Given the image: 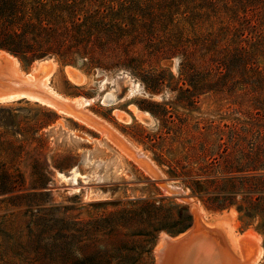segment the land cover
Returning a JSON list of instances; mask_svg holds the SVG:
<instances>
[{
    "label": "rangeland",
    "instance_id": "obj_1",
    "mask_svg": "<svg viewBox=\"0 0 264 264\" xmlns=\"http://www.w3.org/2000/svg\"><path fill=\"white\" fill-rule=\"evenodd\" d=\"M26 1L45 8L0 16V29L25 31L30 49L49 53L22 59L3 51L0 105L16 110L2 115L0 133L8 140L16 132L21 192H46L38 205L51 206L66 222L38 249L28 235L24 201H0V264H157L161 240L187 232L196 210L220 233L232 264H264V53L224 68L199 44L207 35L202 28L182 66V57L167 58L164 43L95 16L94 9L104 16L114 7V20L127 22V0ZM141 1L150 8L169 3ZM260 16L243 31L249 43L264 30ZM177 22L172 32L159 26V34L182 27L196 41L190 24L181 16ZM231 37L239 40L221 33V48L233 49ZM46 60L56 64L49 73L38 70ZM65 67L82 83H72ZM101 78L108 80L103 86ZM109 91L114 100L105 105L102 95ZM137 111L151 122L140 121ZM8 153L1 151L0 161ZM142 154L160 177L137 157ZM36 165L46 181L40 188L33 186ZM165 184L184 195L167 193ZM59 229L62 238L54 235Z\"/></svg>",
    "mask_w": 264,
    "mask_h": 264
},
{
    "label": "trees",
    "instance_id": "obj_2",
    "mask_svg": "<svg viewBox=\"0 0 264 264\" xmlns=\"http://www.w3.org/2000/svg\"><path fill=\"white\" fill-rule=\"evenodd\" d=\"M127 1H129L128 6L122 7V9L127 10L126 17H124L127 22L123 21V18L122 20H114L115 16H117V11L113 10L114 7H110V14L108 13L104 16L99 13V9H94L93 11L97 14L95 15L97 18L107 19L106 24L109 26H118L120 29L125 28L126 31L142 34L146 36L149 42L157 40L164 43L168 51L167 58L174 56L182 57V66H185V63L187 64L193 53L190 46H196V42H199L200 37L195 36L196 31L202 28L207 31V35L199 44L210 52V60L217 61L224 68H226L227 64L229 65L239 60L256 59L264 53V30L259 31L255 40L250 43L243 32L247 28L255 27L263 20L261 16L259 19L258 15L259 13H264V0H160L163 2L169 1V3L155 8L149 7L152 5L143 7L141 0ZM44 6V4H32L26 0H2L0 4V16L18 17L21 13L24 15L33 13L36 10H44ZM146 16H148V21L146 20ZM177 16H181L184 21L190 24L191 29L189 32L193 33L196 41H190L184 35L182 27L177 28V32L170 34L168 37L163 38L159 34L160 30L157 29L159 26H163L165 30L172 32L173 27H177L179 24L178 22L174 23V17ZM163 32L165 31L163 30ZM223 32H229L231 35L239 38L236 41L231 37L232 42L236 43L232 50H229L226 46L221 48L220 35ZM27 36L28 34L25 31L17 32L0 29V51L10 52L22 59L29 56L31 59H34L35 57H41L49 53L47 49H30L27 45ZM221 73V70L218 71V74ZM15 110L12 107L0 105V127L6 125L2 119V115H13ZM15 134H12V138L5 140L0 133V152L10 151L7 160L0 161V196L5 194L10 195L0 201L6 199L13 205L19 204L22 200L24 201L27 207L25 213L29 217L27 225L29 238L37 245L39 244L38 249L44 250L47 244H42V241L57 227L58 222L65 224L66 221L54 215V210L51 206L42 207L38 205L39 203L36 201V198L46 196V192L38 190L28 193L21 192L25 186V181L16 165L17 148L14 145ZM43 171L38 165L34 167L33 174L37 177L33 185L34 188L46 185V181L40 178ZM64 229L66 227L62 226V230ZM62 233L59 229L55 231L54 235L62 238Z\"/></svg>",
    "mask_w": 264,
    "mask_h": 264
},
{
    "label": "bare ground",
    "instance_id": "obj_3",
    "mask_svg": "<svg viewBox=\"0 0 264 264\" xmlns=\"http://www.w3.org/2000/svg\"><path fill=\"white\" fill-rule=\"evenodd\" d=\"M8 53H5L3 51L0 52V63H2L5 59V55ZM13 57H11L12 60ZM9 59V58H7ZM10 60V59H9ZM10 60V61H11ZM14 63L15 59L13 58ZM18 63V62H17ZM40 63V62H39ZM55 63V62H54ZM16 65V64H15ZM56 64H53L50 62V60L43 61L39 64L38 70L42 71H48L49 73L51 70L54 69ZM36 71V70H35ZM38 71V72H39ZM37 72V71H36ZM37 72V74H38ZM42 73V72H41ZM44 73V72H43ZM65 73L68 77V79L76 84L79 85L82 83L83 78L80 77V75L73 70L70 67H65ZM41 75V74H39ZM38 75V76H39ZM47 75V74H46ZM50 75V74H49ZM49 75H47L49 77ZM29 77H32L31 75H28ZM36 76V75H35ZM34 77V76H33ZM37 77V76H36ZM40 77V76H39ZM46 77V76H45ZM35 78V77H34ZM41 78V77H40ZM36 79V78H35ZM108 80L106 78H101L99 81L100 85L103 86L105 83H107ZM21 91V90H20ZM23 91V90H22ZM25 91V90H24ZM23 95H27V97H33L30 94H27L23 92ZM17 94V93H16ZM20 94V93H19ZM22 96V95H21ZM2 97H0L1 99ZM18 98V97H17ZM20 98V97H19ZM3 99V98H2ZM13 99V98H12ZM16 99V98H15ZM5 101V99H3ZM2 100V101H3ZM11 100V99H10ZM102 103L105 105H110L112 104L114 100V95L109 91L106 92L102 95ZM1 101V100H0ZM70 101V100H69ZM68 101V102H69ZM81 102V101H80ZM88 101H82L81 104H86ZM74 104V103H73ZM76 105V104H75ZM78 108V106H77ZM116 115H118L119 119H123V116L118 112H116ZM136 117L144 122V123H150L151 122V116L142 111H137L135 112ZM138 154V152H137ZM143 155V154H142ZM142 158V162L146 164V167H151L149 166V162L147 165V162L145 160V156H137ZM136 157V158H137ZM148 168V169H149ZM151 170V168L149 169ZM152 175L154 177H160L159 173L154 171L153 169ZM153 178V177H152ZM75 183V182H74ZM163 186V189L172 195H184L180 189L176 188V186H172L171 184H165L161 185ZM186 196V194H185ZM184 197V196H183ZM187 198V197H186ZM182 199V198H181ZM188 200V199H186ZM191 200V199H190ZM189 200V201H190ZM194 206V204H193ZM192 207V206H191ZM195 207V206H194ZM197 207V204H196ZM199 208V207H197ZM195 210V208H194ZM203 212V211H202ZM193 220L190 228L188 229L187 232L184 234L179 235L178 237H164L158 248L156 249V259H157V264H232L231 257H229L226 254V248L224 246V242L221 239L220 233L215 229H213V225L210 226L208 225L205 221H203L201 210H196L193 212ZM211 218V217H209ZM213 218V217H212ZM214 221V220H213ZM210 222V221H208ZM212 223V222H211ZM215 227V226H214ZM230 234V233H229ZM224 235V234H223ZM230 237V236H229ZM234 237V236H233ZM237 237V236H236ZM256 236L254 234H250V239L249 240H255ZM225 238V237H224ZM235 238V237H234ZM240 238V237H239ZM238 239V238H237ZM240 240V239H239ZM242 240V238H241ZM251 240V242H252ZM257 240V239H256ZM226 241V240H225ZM236 242V241H235ZM238 242V241H237ZM241 242V241H240ZM246 242V241H245ZM255 242V241H253ZM246 244V243H245ZM236 245V244H235ZM238 245V244H237ZM228 246V245H227ZM233 247V245H231ZM239 246V245H238ZM237 246V247H238ZM230 247V246H229ZM236 247V248H237ZM242 247V246H241ZM252 247V246H251ZM231 248V247H230ZM253 248V247H252ZM228 249V248H227ZM238 249V248H237ZM244 249V248H243ZM249 249V248H248ZM255 249V248H254ZM229 252V250H228ZM244 252V251H243ZM230 253V252H229ZM228 253V254H229ZM242 253V252H241ZM254 254V253H253ZM260 254V253H259ZM231 255V253H230ZM246 255V254H245ZM255 255V254H254ZM233 256V255H232ZM237 256V255H236ZM260 256V255H259ZM248 257H252L248 255ZM235 260L234 258H232ZM250 259V258H249ZM252 259V258H251ZM241 260V259H240ZM247 260V258H246ZM248 261V260H247ZM234 262H239V259ZM253 262V261H252ZM255 263V262H253ZM236 264V263H235ZM238 264V263H237ZM240 264V263H239ZM249 264V263H248Z\"/></svg>",
    "mask_w": 264,
    "mask_h": 264
},
{
    "label": "crops",
    "instance_id": "obj_4",
    "mask_svg": "<svg viewBox=\"0 0 264 264\" xmlns=\"http://www.w3.org/2000/svg\"><path fill=\"white\" fill-rule=\"evenodd\" d=\"M1 52V51H0Z\"/></svg>",
    "mask_w": 264,
    "mask_h": 264
}]
</instances>
